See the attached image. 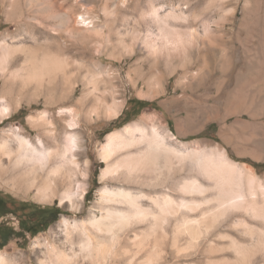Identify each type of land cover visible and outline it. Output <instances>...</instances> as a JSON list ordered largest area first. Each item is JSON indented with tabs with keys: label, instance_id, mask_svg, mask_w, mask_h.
<instances>
[{
	"label": "rangeland",
	"instance_id": "obj_1",
	"mask_svg": "<svg viewBox=\"0 0 264 264\" xmlns=\"http://www.w3.org/2000/svg\"><path fill=\"white\" fill-rule=\"evenodd\" d=\"M54 1L0 0V39L32 42L25 22L40 25L38 20L45 12L48 33L60 32L67 63L61 99L48 101L46 96H40L20 100L1 120L0 138H12V133L19 131L33 143L41 139L46 147L61 148L67 132L73 130L67 126L73 118L79 147L72 148L67 156L73 155L79 168L67 164L61 185L44 199L36 196L35 188L28 187V183L15 180L16 174L24 173L25 166L13 167V159L9 161L0 151V193L12 199L8 204L11 212L0 218V225L17 232L21 221L37 220L32 211L20 209L21 203L54 210V215L46 218L45 229L40 227L35 234L11 235L0 247L4 259L0 264H63L55 261L50 249L64 248L62 217L80 218L91 213L99 216L108 206L100 199L99 189L123 185L111 177L100 180L106 165L100 148L108 133L125 125L154 128L182 153L197 150L216 157L224 152L241 169L245 197L250 196L246 177L253 173V181L260 182L263 189L255 190L257 202H263L264 0H57L61 7ZM150 5L160 14L183 11L181 21L168 18L169 27L182 32H201L204 23L208 26L207 36L197 38L189 58L170 65H152L139 38L145 26L151 24L148 16L141 14ZM150 28L152 38L157 39V26L151 24ZM156 72L164 76L156 78ZM60 109L63 113H59ZM43 113L47 123H30L33 117L35 122H41ZM124 153L125 150L113 153L109 161ZM193 159L174 160L177 184L173 197L178 203L195 201L191 208L178 205L176 214L167 221L148 218L130 223L120 233L123 246L115 243L104 257L85 259L84 264H264L262 219L240 209L219 215L212 198L217 194L215 188L207 193L208 202L202 195L179 190L182 181L190 177L210 187L214 184ZM135 172L123 171L122 176L141 173ZM147 175L151 178L154 174ZM68 186L74 188L78 209L62 202V193ZM140 189L156 195L166 191ZM184 217L190 219L189 224H184ZM237 218L247 219L255 230L237 223ZM78 234H72L75 244L80 240Z\"/></svg>",
	"mask_w": 264,
	"mask_h": 264
},
{
	"label": "bare ground",
	"instance_id": "obj_2",
	"mask_svg": "<svg viewBox=\"0 0 264 264\" xmlns=\"http://www.w3.org/2000/svg\"><path fill=\"white\" fill-rule=\"evenodd\" d=\"M54 2L57 3V0ZM57 5V7H61L62 4L57 3ZM44 13L38 20L40 25L31 21L25 22L27 31L32 35V42L25 44V42H18L14 39H0V122L9 115L13 107L19 105L20 100L40 96H46L48 101L61 99V88L66 78L65 67L67 66L62 55L64 46L59 40V30L55 35L48 33ZM141 14L147 15L150 20L148 22L155 24L158 29L157 39L152 38L151 24L144 25V35L139 36L140 46L146 56L150 57L154 66L161 62L164 65H170L175 60L183 61V59L189 58L190 52L197 45V38L201 35L207 36L209 32L205 23L202 25L201 32L195 29L190 32H182L180 28L169 27L168 18L172 17L179 21L184 19V12L181 10L178 13L174 10L160 14L154 5H150L148 10ZM156 73V78L164 76L163 73ZM63 111L60 109L59 113H63ZM114 116H118V113L114 112ZM40 119L41 122L37 123L33 117L30 123L38 126L48 121L45 113L40 116ZM75 124L76 121L73 118L68 121V128L73 130L67 132L66 143L61 148L59 146L46 147L41 139L39 142L33 143L19 131H14L12 138L1 137L0 151L3 155L9 161L13 159L11 161L13 167L25 166L24 173L16 174L15 180L26 182L29 184L28 187L35 188L36 196L48 198L49 194L61 185L59 181L65 175L67 164H71L74 169L79 168V163L73 155L67 156L72 148L79 147L78 133L74 131ZM13 144L14 146H12ZM123 150H125L124 154L112 162L109 161L113 153ZM100 151L102 160L106 161L105 167L101 169L100 180L111 177L123 185H105L99 189L100 199L108 203L99 216L91 213L80 218L62 217L65 230L64 248L50 247L55 261L59 263L84 264L85 259L102 258L111 250L113 244L118 243L123 246L124 241L120 233L130 223L148 218H152L156 222L167 221L168 217L176 214L178 205L191 208L195 201L181 200L178 203L173 197V190H176L177 184L174 164L176 157L181 159L187 157L190 160L193 157V162L198 169L211 178L214 183L210 187L197 177H190L182 181L179 190L187 194L202 195L205 202H208L210 198H207V193L215 188L217 194L212 198L215 200L216 210L220 211L219 215H223L229 210L240 209L249 216L264 221V197L263 202L259 204L255 191L263 190L261 183L253 181V173L248 175L246 184L250 196L246 198L241 188L243 186L241 169L239 171L236 162L230 160L224 152L216 157L197 150H185L186 152L182 153L166 142L156 129L147 130L142 125H125L120 130L108 133L106 142L102 144ZM148 166L151 168L145 170ZM123 171L125 173L135 171L141 173L136 176H122ZM148 173L154 174L153 177L148 178L150 177L147 175ZM24 175L28 176L30 180H25ZM146 177L148 180L145 182ZM124 184L127 185L124 186ZM140 187L148 190H163L162 188H164L166 191L160 195L148 194L141 191L144 189H140ZM64 190L61 196L62 202L72 204L73 208L78 209L79 204L74 203V188L68 186ZM261 195L264 196L263 191ZM145 199L148 203L143 201ZM188 220L184 217V224H186L185 221L189 224L190 219ZM236 222L251 230L256 228L245 218H237ZM89 227L103 236L94 235L89 231ZM74 232L80 234L77 244L72 238ZM257 232L263 233L260 229ZM232 242L239 246L238 241ZM0 260H4L1 255Z\"/></svg>",
	"mask_w": 264,
	"mask_h": 264
},
{
	"label": "trees",
	"instance_id": "obj_3",
	"mask_svg": "<svg viewBox=\"0 0 264 264\" xmlns=\"http://www.w3.org/2000/svg\"><path fill=\"white\" fill-rule=\"evenodd\" d=\"M205 132H203L204 134ZM253 165L256 166V164L254 163ZM12 203V199L8 198L7 196H4L3 194L0 193V216H4L5 214L11 212V208L8 206V204ZM22 204L25 203H21ZM22 208V207H21ZM20 208V209H21ZM54 211V210H53ZM31 219V216H30ZM27 221H23L21 224V230L14 232L9 230V228L5 227V226H0V247H2L4 244H6V242L9 240V238L11 237V235L15 234L17 236L23 235L25 231H29L30 229L28 227H26V223ZM46 219L44 221H41V223L37 220L33 221L32 224L35 227V229L32 230L31 234H35L38 231H40L41 229H45L46 227ZM41 227V229H40Z\"/></svg>",
	"mask_w": 264,
	"mask_h": 264
},
{
	"label": "flooded vegetation",
	"instance_id": "obj_4",
	"mask_svg": "<svg viewBox=\"0 0 264 264\" xmlns=\"http://www.w3.org/2000/svg\"><path fill=\"white\" fill-rule=\"evenodd\" d=\"M22 207V208H21ZM21 210L27 212V211H32L34 213V215L37 217L38 221L41 223V221H44L46 218L48 217H52L53 214V210L47 209V208H40V207H36L33 206L31 204H22V206L20 205ZM33 215V217H34ZM3 216H0V218ZM23 221H21L22 224ZM33 222V221H32ZM32 222H26V227H28L30 230L29 231H25V232H29L31 233L33 229H35L36 226H34L32 224ZM3 226V225H0Z\"/></svg>",
	"mask_w": 264,
	"mask_h": 264
}]
</instances>
